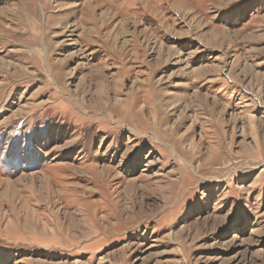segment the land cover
Instances as JSON below:
<instances>
[{"label": "rangeland", "instance_id": "rangeland-1", "mask_svg": "<svg viewBox=\"0 0 264 264\" xmlns=\"http://www.w3.org/2000/svg\"><path fill=\"white\" fill-rule=\"evenodd\" d=\"M139 92L183 155L85 128ZM260 139L264 0H0V264H264Z\"/></svg>", "mask_w": 264, "mask_h": 264}, {"label": "bare ground", "instance_id": "bare-ground-1", "mask_svg": "<svg viewBox=\"0 0 264 264\" xmlns=\"http://www.w3.org/2000/svg\"><path fill=\"white\" fill-rule=\"evenodd\" d=\"M20 57H23V55H20ZM26 58H27L26 62H28L30 56ZM55 69L56 67L54 68V70ZM141 94L142 92H139V94L137 95L136 94H132V96L130 95V98H128V102L125 101L126 100L125 99L122 102L116 101L113 104L112 102L108 101V99H103L102 97H98L95 101L94 107H91V106L87 107V109H90L91 112H88V113H91V115H88L87 117L85 116L86 117L85 128L92 129L94 125H98V124L100 125V123H106V124L112 123L118 128L119 131H127L132 136H134V138H136L137 140L147 139L148 141L149 138L154 137L158 139L156 144L164 143L163 148L167 152H169V154L175 155V156H179V155L181 156V154L183 155V152H182L183 150L181 149L180 143L176 139H174V130L170 128V126L167 125L169 119L171 118V115H169L168 113L169 111H167V105H162V104L161 106L159 105V102H158L159 95L158 94H152L151 100L148 97L147 99H143L144 96H141ZM139 101L144 102L145 105L140 107L139 109H136L137 103ZM123 106H126L125 112L127 114V117H121L119 119L118 117L119 115L116 116L113 113H115V111L118 112L119 114L122 113L121 108ZM142 122H147L148 126L151 127L150 134H147V129L142 127L143 126ZM154 138H152V140H156ZM263 143L264 141H262L261 139L260 141L258 140L257 142L258 146L256 145L254 146V149L256 152L254 153L250 152V153L243 155L244 156L243 158L247 160L249 164H253V162L249 161L250 159L257 158V155H260V150L263 148V145H262ZM257 147L259 148L258 150H257ZM193 158L194 156L190 158L191 161H193ZM205 171L206 169H202L201 173ZM111 172L112 171L110 170L107 171L108 175L106 176L104 175L105 173L104 171V173H102L103 176L101 178L104 180H106V178L109 179V177L113 175L111 174ZM76 227L78 228V225ZM77 228L76 230H78Z\"/></svg>", "mask_w": 264, "mask_h": 264}]
</instances>
